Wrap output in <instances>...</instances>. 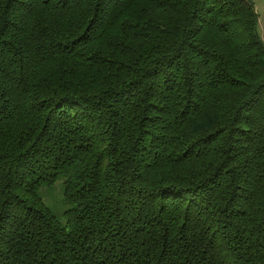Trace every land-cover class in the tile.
<instances>
[{
    "label": "trees",
    "instance_id": "trees-1",
    "mask_svg": "<svg viewBox=\"0 0 264 264\" xmlns=\"http://www.w3.org/2000/svg\"><path fill=\"white\" fill-rule=\"evenodd\" d=\"M0 264H264L252 0H0Z\"/></svg>",
    "mask_w": 264,
    "mask_h": 264
},
{
    "label": "rangeland",
    "instance_id": "rangeland-1",
    "mask_svg": "<svg viewBox=\"0 0 264 264\" xmlns=\"http://www.w3.org/2000/svg\"><path fill=\"white\" fill-rule=\"evenodd\" d=\"M260 19H261V23L263 24L264 21L263 16H261ZM38 194L43 204L53 213V215L59 221V223L62 226H65L66 225L65 213L68 210V206L63 201V178H59L51 186H45V185L41 186L38 190Z\"/></svg>",
    "mask_w": 264,
    "mask_h": 264
},
{
    "label": "crops",
    "instance_id": "crops-1",
    "mask_svg": "<svg viewBox=\"0 0 264 264\" xmlns=\"http://www.w3.org/2000/svg\"><path fill=\"white\" fill-rule=\"evenodd\" d=\"M254 3L255 11L258 16V32L260 33V37L262 41L264 42V21L263 24L261 23V16L264 18V0H252ZM262 14V15H260Z\"/></svg>",
    "mask_w": 264,
    "mask_h": 264
}]
</instances>
